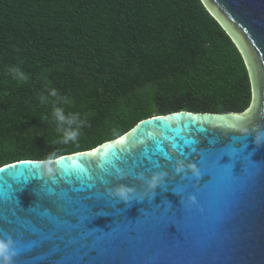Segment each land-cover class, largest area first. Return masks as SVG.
Wrapping results in <instances>:
<instances>
[{"label": "water", "instance_id": "obj_1", "mask_svg": "<svg viewBox=\"0 0 264 264\" xmlns=\"http://www.w3.org/2000/svg\"><path fill=\"white\" fill-rule=\"evenodd\" d=\"M201 1L243 58L248 108L152 115L90 149L1 165L0 238L10 236L17 247L19 226L10 222L21 213L34 229L22 241L21 264H264V0ZM174 140L187 152L183 142L196 141L197 155H207L198 166L182 161ZM173 173L182 180H172ZM155 174L161 180L148 190ZM101 175L110 181L108 194L125 185L133 199L110 195L86 211L90 185L103 183ZM47 189L68 195L45 207Z\"/></svg>", "mask_w": 264, "mask_h": 264}, {"label": "trees", "instance_id": "obj_2", "mask_svg": "<svg viewBox=\"0 0 264 264\" xmlns=\"http://www.w3.org/2000/svg\"><path fill=\"white\" fill-rule=\"evenodd\" d=\"M251 100L243 58L201 0H0V166L90 149L152 115ZM55 107L77 115L76 142H60Z\"/></svg>", "mask_w": 264, "mask_h": 264}, {"label": "snow or ice", "instance_id": "obj_3", "mask_svg": "<svg viewBox=\"0 0 264 264\" xmlns=\"http://www.w3.org/2000/svg\"><path fill=\"white\" fill-rule=\"evenodd\" d=\"M183 143H184V145L191 147V152L185 151L184 147L181 144L177 143L175 140L172 142L171 146L173 148L177 149V153L180 157V160L188 162V161H192L193 159H195V161H196L195 164L198 166V164H200V162L206 157L207 154L201 153V154L197 155V149L194 146L197 143L196 141H184ZM236 149L239 150V147H237ZM163 155H165V157L167 158V161L169 163H172L175 160V158L168 153H163ZM225 157H227V156H225ZM221 163H224V162H222V160H221ZM143 167H144L145 172L153 171V168L150 165L145 164ZM159 167H160L159 165H156L157 169ZM127 170L132 171L131 168H129ZM198 170H199L200 175L202 177H204L203 168L201 167ZM185 175H186V172H185ZM172 177H173L172 180H177V181L182 180L181 177L179 175H177L176 173H173ZM99 179L102 180L103 183H97V184L90 185V187L92 188V192L90 195H88L86 197V201L83 202V204L85 205L86 211L94 210V208L97 206V201H105L106 198L112 197L108 194V192L105 191V189L108 187V184L110 183L107 176L101 175V177ZM21 183H23V181ZM67 195H68V193L64 189H57V190L47 189L45 194H44L43 200L41 201V204H42V206H45V207L49 206L51 202H55L57 204H62L64 198ZM17 212H19V209H17ZM59 212H63L62 207L59 209ZM22 215L23 214L21 213L20 216H16L14 218V221L10 222V223H13L14 225L19 226V233L17 236L18 243H17V247H16V252H17L16 264H21L22 258H23V253L25 251V248L23 246L22 241L24 239L30 237L31 233L34 231V229L31 227V225L28 223V221L22 220L20 218ZM30 215L35 218V215H36L35 211L33 213H31ZM73 219H75V218H73ZM48 227L52 228V227H54V225L49 224Z\"/></svg>", "mask_w": 264, "mask_h": 264}, {"label": "clouds", "instance_id": "obj_4", "mask_svg": "<svg viewBox=\"0 0 264 264\" xmlns=\"http://www.w3.org/2000/svg\"><path fill=\"white\" fill-rule=\"evenodd\" d=\"M9 72L13 74L15 78L20 81H24L27 79V76L18 68V67H10ZM49 95L53 98H56V103L64 104L68 103L67 99L63 96H60L56 89H49ZM54 119L57 122V132L60 133V142L61 143H72L76 142L79 137V128H73L72 125L77 123V115L73 114L71 118H66L64 115V110L62 107H55L53 110ZM257 143H260L259 136L256 139ZM41 167V165H38ZM47 172H51L52 169L50 167L44 166ZM178 171L182 170L180 167L177 168ZM193 173L199 176V172L193 166ZM162 174H155L151 176L145 183L146 188L148 190L155 189L160 180ZM148 192L142 193L140 198H143L144 195H147ZM109 195H112L118 198L121 201H129L133 199L132 190L125 185H118L114 189L109 192ZM189 203H195V197L190 196L188 197ZM17 254L16 248L14 247V242L10 236L4 235L3 238H0V264H12L13 258Z\"/></svg>", "mask_w": 264, "mask_h": 264}]
</instances>
